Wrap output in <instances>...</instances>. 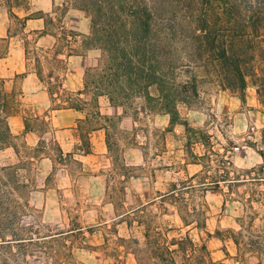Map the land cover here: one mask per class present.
Listing matches in <instances>:
<instances>
[{"label": "rangeland", "instance_id": "obj_1", "mask_svg": "<svg viewBox=\"0 0 264 264\" xmlns=\"http://www.w3.org/2000/svg\"><path fill=\"white\" fill-rule=\"evenodd\" d=\"M30 1L0 0V11L31 51L38 37L27 38L31 26L13 13H27ZM211 1L246 6V0ZM62 12L59 5L57 15L45 18L61 49L66 34L77 37L82 27L71 20L72 27L60 29ZM87 37L75 39V52L98 51L82 47ZM177 73L179 82L195 76L196 94L181 95L166 127L158 116L163 101L137 95L123 102L138 124L118 132L117 174L125 176L124 191L140 196L123 201L129 213L104 224L111 228L95 233L94 245L88 235L94 228L88 227L96 223L82 198L92 185L73 163L67 177L31 165L28 151L21 149L18 157L6 151L13 141L0 104V264H264V106L253 87L230 92L201 69ZM86 92L95 96L91 88ZM149 93L157 97L155 87ZM229 105L233 114L225 112ZM141 106L147 114L135 116Z\"/></svg>", "mask_w": 264, "mask_h": 264}, {"label": "crops", "instance_id": "obj_2", "mask_svg": "<svg viewBox=\"0 0 264 264\" xmlns=\"http://www.w3.org/2000/svg\"><path fill=\"white\" fill-rule=\"evenodd\" d=\"M59 5L63 9L59 19L64 21L60 29L72 27L71 20L82 25L77 37L73 33L66 34L62 49L58 48V35L48 31L45 21L56 14ZM66 5L57 4L55 0H31L27 13L13 9L26 27L31 26L26 30L27 38L38 37L33 41L38 47L31 51L28 39L13 34L10 19L0 11V104L13 141L6 151L15 157L20 155L21 149L28 151L26 159L31 165L46 166L50 172L63 171L67 177L71 163L84 173L80 178L92 185L82 198L86 201L85 209L92 212V222L96 223L88 227L94 228L88 233L94 245L95 233L111 228L104 224L129 213L123 212V201L140 196L132 189L123 190L125 176L117 174L116 165L120 160L118 152L122 151L116 148L120 143L118 132L132 131L138 122L124 107L112 105L106 97L85 93L86 74L99 67L100 51L81 48L75 52V39L89 35L90 22L83 12ZM30 14L38 15L28 18ZM65 19L69 22L65 23ZM225 112L233 114L234 109L229 105ZM146 114L141 106L135 116ZM158 116L165 121L164 127L169 125L168 113L160 111ZM97 185L98 190H95Z\"/></svg>", "mask_w": 264, "mask_h": 264}, {"label": "trees", "instance_id": "obj_3", "mask_svg": "<svg viewBox=\"0 0 264 264\" xmlns=\"http://www.w3.org/2000/svg\"><path fill=\"white\" fill-rule=\"evenodd\" d=\"M208 1L74 0L72 8L90 22L84 46L100 51L84 89L119 107L137 95L160 100V111L172 115L183 93L196 94L195 76L179 82L177 72L194 68L230 92L253 87L264 106V0Z\"/></svg>", "mask_w": 264, "mask_h": 264}]
</instances>
